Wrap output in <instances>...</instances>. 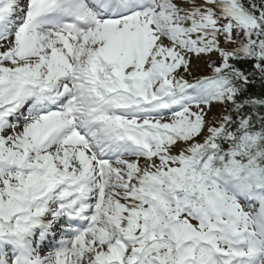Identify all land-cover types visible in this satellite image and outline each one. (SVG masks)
<instances>
[{
    "label": "snow or ice",
    "instance_id": "snow-or-ice-1",
    "mask_svg": "<svg viewBox=\"0 0 264 264\" xmlns=\"http://www.w3.org/2000/svg\"><path fill=\"white\" fill-rule=\"evenodd\" d=\"M0 264H264V0H0Z\"/></svg>",
    "mask_w": 264,
    "mask_h": 264
}]
</instances>
